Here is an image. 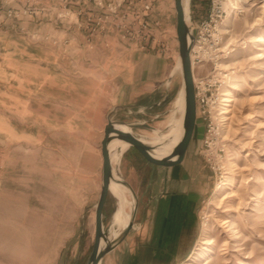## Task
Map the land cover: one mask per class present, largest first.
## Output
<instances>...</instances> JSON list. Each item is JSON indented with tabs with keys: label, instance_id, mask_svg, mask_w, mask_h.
I'll list each match as a JSON object with an SVG mask.
<instances>
[{
	"label": "rangeland",
	"instance_id": "1",
	"mask_svg": "<svg viewBox=\"0 0 264 264\" xmlns=\"http://www.w3.org/2000/svg\"><path fill=\"white\" fill-rule=\"evenodd\" d=\"M144 2H152V10L139 35L135 13ZM229 4L188 3L198 100L185 161L157 165L133 146L127 153L119 147L113 157L117 175L135 193L124 185L126 209L137 206L129 244L115 255L118 262L131 264L142 251L145 264H264V0L240 1L231 17ZM128 28L133 31L126 36ZM143 46L166 65L159 83L163 89L167 84L168 94L134 120L167 134L172 119L185 113L177 103L184 87L175 0H0V112L8 107L26 113L28 98L39 90L34 79L40 61L74 70L114 64L126 48ZM225 88L234 95L228 119L221 116ZM133 131L147 139L154 135L147 127ZM71 147L66 144L60 153L41 144L0 141V264L88 263L102 188V146L92 153L83 145L77 154ZM231 176L237 182L215 197L216 186ZM179 193L195 194L194 207L182 208L175 197L178 204L169 208L171 196ZM117 207L110 191L104 226L111 238L125 228L112 222ZM209 238L213 245L206 243ZM114 249L101 264L110 263Z\"/></svg>",
	"mask_w": 264,
	"mask_h": 264
},
{
	"label": "crops",
	"instance_id": "2",
	"mask_svg": "<svg viewBox=\"0 0 264 264\" xmlns=\"http://www.w3.org/2000/svg\"><path fill=\"white\" fill-rule=\"evenodd\" d=\"M144 48H126L124 57L114 64H91L74 70L40 61L35 67L37 73L34 79V85L39 90L36 93L33 91L28 98L26 113H15L8 107L0 112V141L41 144L60 153L66 151V144H70L72 147L69 150L75 154L82 152V146L86 145L90 148L85 150L97 153L98 146H102L109 118L130 124L144 123L140 119L134 120V117L150 113L168 94L167 84L163 89L162 82L159 83L166 73V65ZM45 53L50 60V52ZM40 71L42 74H38ZM163 90L164 97H158ZM130 147L125 150L126 153ZM95 156L98 157L97 154ZM184 161L185 157L170 167L179 166ZM191 166L194 168L195 165ZM175 197L182 208L194 207L197 202L195 194L179 193L171 196L169 208L173 203L176 205ZM149 201L152 203V200ZM145 223L147 220H144ZM182 223L180 220L179 224ZM126 240L130 241L125 238L112 251L114 255L109 264L125 263L124 259L118 262L115 255L129 244ZM137 252L131 264H145L144 254Z\"/></svg>",
	"mask_w": 264,
	"mask_h": 264
},
{
	"label": "water",
	"instance_id": "3",
	"mask_svg": "<svg viewBox=\"0 0 264 264\" xmlns=\"http://www.w3.org/2000/svg\"><path fill=\"white\" fill-rule=\"evenodd\" d=\"M175 8L177 12V36L180 45L179 63L181 65L183 74V87L185 90V113L182 123V138L174 147L170 155L158 158L151 153L153 148L152 145L146 144L136 133L133 134L131 132H125L116 127L117 123H126V121H116L109 118L108 124L105 127L104 138L102 140V188L96 205V231L94 246L87 264H101L106 254L121 244L134 227V216L137 206H134L131 221L119 233V235H117V237L111 238L104 226V206L110 193L111 181L114 178V166L110 158L109 143L115 138L124 140L130 143L131 146L137 149L151 163L163 166H173L182 161L185 156L188 144L192 138V134L196 126L197 116L196 91L194 85L193 64L191 59V50L195 36L193 35L187 23L183 0H175ZM126 124L130 125L132 130L142 127L150 128V126L146 123ZM122 183L126 185L135 196L131 185L123 178ZM102 241H105L103 247Z\"/></svg>",
	"mask_w": 264,
	"mask_h": 264
},
{
	"label": "bare ground",
	"instance_id": "4",
	"mask_svg": "<svg viewBox=\"0 0 264 264\" xmlns=\"http://www.w3.org/2000/svg\"><path fill=\"white\" fill-rule=\"evenodd\" d=\"M189 1L190 0H183L185 11H186V20H187L188 25H189V8H188ZM240 1L242 2L243 0H229L230 4L227 8L228 16L231 17V15L236 11V9H238V5H239ZM194 44H195V40L193 43V47H194ZM193 47H192V50H194V48H195V47L194 48ZM192 50H191V59H192V64H193L194 81H196L197 74H196V70H195V62H194V58L192 55ZM205 55L207 58L212 59V56L210 53H208V51L205 52ZM179 68L181 69L180 63H179ZM222 96H223V107H222V111H221V114H222L221 116L224 119H228L225 114L228 112L229 106H231L232 102L234 101V95L231 92L230 88H225ZM177 103L180 106V108L182 107V109L185 110V90L184 89L182 90V92L180 94V98L178 99ZM176 119L174 120V122H175L174 127L172 126L173 129L170 133L166 134V133H161L159 131H156V132H154V135L152 136L151 139H147L146 137H140L146 144L152 145L153 148L151 150V153L155 157L162 158V157H166V156L170 155L172 150L174 149L173 147H175L177 145V142L179 140L178 137L175 139H172L173 141L170 140L171 142H168L166 140L170 136L171 133H174V131L176 130V128L178 127V125L181 121V117H180V119L178 118V120H176ZM116 127L122 131L131 132L134 134V131L132 130L130 125H128L126 123H117ZM130 146H131L130 143H128L124 140L118 139V138L113 139L109 143L110 158H111L113 166H114V158L113 157L115 156L117 149L119 147H121L122 150H126ZM236 182H237V178L235 176L229 177V179L227 181L223 180L222 182H220L216 186L213 195L215 197H217L219 194L223 193L227 189L228 186H232ZM110 191L118 199V207L115 210L114 216L112 218V222L114 225H116L117 222L118 223H125V227H126L132 219V210L128 211L126 209L127 202L129 201L127 198L128 192L126 191V186H124V184L122 183V180L117 175L115 168H114V178L112 179L111 184H110ZM211 203H213V202H211ZM117 235H119V233L114 234V237H117ZM206 243L209 245H213L215 243V239L209 238L206 240ZM104 244H105V241H102V247L104 246ZM191 258H193V254L188 257V259H191Z\"/></svg>",
	"mask_w": 264,
	"mask_h": 264
},
{
	"label": "built area",
	"instance_id": "5",
	"mask_svg": "<svg viewBox=\"0 0 264 264\" xmlns=\"http://www.w3.org/2000/svg\"><path fill=\"white\" fill-rule=\"evenodd\" d=\"M113 5H110V8H112V10L114 9V6L112 7ZM128 7H130V5L127 6V9ZM152 10V2H144L142 3V8H141V11L135 13L136 14V19L138 20L139 22V25H140V28L138 30H135L137 34L140 35L142 30L145 29L147 27V25L145 24V21H144V24H141L143 21V19L149 15V13L151 12ZM114 12H116L117 10H113ZM129 17V14H128V11H126V18ZM133 30L132 29H126V36L128 33L132 32ZM195 84V91H196V99L198 100V84L196 82H194Z\"/></svg>",
	"mask_w": 264,
	"mask_h": 264
},
{
	"label": "flooded vegetation",
	"instance_id": "6",
	"mask_svg": "<svg viewBox=\"0 0 264 264\" xmlns=\"http://www.w3.org/2000/svg\"><path fill=\"white\" fill-rule=\"evenodd\" d=\"M168 99H166V101H167ZM161 104H163V103H161ZM155 108H157V106L155 107ZM184 117V116H183ZM183 117H181V122L179 123V125H178V127L176 128V130L174 131V133H171L170 134V136L166 139L168 142H171L170 140H172V139H175V138H179V140H178V142L181 140V138H182V134H183V132H182V123H183ZM173 121L175 120V118H173L172 119ZM146 124H148L149 126H150V129H152V130H154V132H156V131H159L158 129H154L153 128V126L152 125H150V123H146ZM173 127H174V124H173ZM173 127H172V129H173ZM143 128V127H142ZM148 128V127H147ZM172 131V130H171ZM160 132V131H159ZM194 133V132H193ZM192 136H193V134H192ZM192 139V138H191ZM173 141V140H172ZM178 142H177V144H178ZM190 142H191V140H190ZM190 142H189V144H188V147H187V150H188V148H189V145H190ZM174 148V147H173ZM172 148V149H173ZM171 149V150H172ZM187 150H186V153H185V156H186V154H187ZM184 156V157H185Z\"/></svg>",
	"mask_w": 264,
	"mask_h": 264
}]
</instances>
